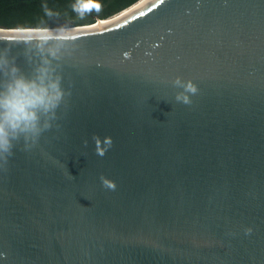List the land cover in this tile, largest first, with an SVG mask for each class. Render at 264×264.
<instances>
[{"label": "water", "instance_id": "1", "mask_svg": "<svg viewBox=\"0 0 264 264\" xmlns=\"http://www.w3.org/2000/svg\"><path fill=\"white\" fill-rule=\"evenodd\" d=\"M139 3L74 27L56 118L0 161V264H264V0Z\"/></svg>", "mask_w": 264, "mask_h": 264}, {"label": "clouds", "instance_id": "2", "mask_svg": "<svg viewBox=\"0 0 264 264\" xmlns=\"http://www.w3.org/2000/svg\"><path fill=\"white\" fill-rule=\"evenodd\" d=\"M42 8L49 19L59 15L47 3ZM71 10L82 20L93 12L99 13L101 5L97 0H74ZM74 33V26L53 28L44 21L13 33L17 37L14 41L26 46L25 56L33 66L31 74L22 72L15 58L9 59L7 50H0V161L13 154L17 142L23 140L26 146L35 143L51 127L66 95L58 69L75 40ZM175 85L182 86L179 79ZM187 90L195 93L196 88L188 84ZM176 98L190 103L186 95L178 94Z\"/></svg>", "mask_w": 264, "mask_h": 264}, {"label": "trees", "instance_id": "3", "mask_svg": "<svg viewBox=\"0 0 264 264\" xmlns=\"http://www.w3.org/2000/svg\"><path fill=\"white\" fill-rule=\"evenodd\" d=\"M141 1L97 0L101 5L100 12H93L81 20L71 10L74 0H0V29L35 27L41 21L53 28L64 24L74 27L92 25L124 13ZM44 3L59 15L51 19L47 18L42 8Z\"/></svg>", "mask_w": 264, "mask_h": 264}, {"label": "bare ground", "instance_id": "4", "mask_svg": "<svg viewBox=\"0 0 264 264\" xmlns=\"http://www.w3.org/2000/svg\"><path fill=\"white\" fill-rule=\"evenodd\" d=\"M136 8H137V6H135V7L131 8V9L127 10L125 13L120 14V15L125 16L126 14H129L132 10H135L136 11L137 10ZM135 11H133V12H135Z\"/></svg>", "mask_w": 264, "mask_h": 264}, {"label": "rangeland", "instance_id": "5", "mask_svg": "<svg viewBox=\"0 0 264 264\" xmlns=\"http://www.w3.org/2000/svg\"><path fill=\"white\" fill-rule=\"evenodd\" d=\"M139 4H140V3H139ZM132 8H133V7H132ZM128 10H129V9H128ZM125 12H126V11H125ZM125 12H124V13H125ZM121 14H123V13H121Z\"/></svg>", "mask_w": 264, "mask_h": 264}]
</instances>
